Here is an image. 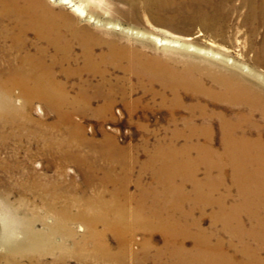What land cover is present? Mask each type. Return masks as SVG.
Masks as SVG:
<instances>
[{"label":"rangeland","instance_id":"1","mask_svg":"<svg viewBox=\"0 0 264 264\" xmlns=\"http://www.w3.org/2000/svg\"><path fill=\"white\" fill-rule=\"evenodd\" d=\"M74 1L79 2V0ZM49 2L55 6V9H61L78 17L79 24L88 23L92 29H97L102 37L131 44L148 54L158 56L162 61L177 65H182L188 60L197 61L202 65L215 63L217 60L210 53L204 54L205 50H212L216 53H227L230 61H239L254 69L251 60L254 51H249L248 54L244 52L243 41L248 38L247 29L243 25L240 28L237 26L243 22L241 15L233 20L230 16L228 19L231 21L226 20L229 28L224 33L225 41L211 44L206 37L199 34L197 27L191 31L186 29L179 31L147 21L124 23L121 20V25L130 29L132 35L113 30L109 33L96 24L97 19L92 18L88 21L85 17L81 18L73 7ZM103 15V12L99 13L100 17ZM36 36L34 31L27 33L26 42L32 53L44 43ZM236 36L238 42L234 40ZM0 43L3 44L2 41ZM252 45L254 48V42ZM79 46L78 43H74L70 51L73 60L70 63L56 64L57 66L51 69L52 76L55 75L53 80L63 84L67 92L66 104L63 106L64 115L60 124L57 125L59 113L54 108L50 109L46 101L35 98L27 108L28 116L32 119L29 128L34 135L45 134L46 140L37 141L30 133L26 140L13 138L5 145H0L1 158L11 160L14 156V159H17V162L13 163L17 165L13 175H6L0 169V264H8L2 258L5 253L2 237L15 232L21 238L26 221H30L34 229L43 232L52 230L50 227L52 225L60 230L54 232L56 234L52 237L53 249L49 254L37 256L40 259L36 257L32 260L18 259L20 264H47L57 260L61 252L58 245L63 247L64 257L57 264H176V258L172 255L174 243L166 239L168 237L166 230L174 231L178 228L193 233L197 230L193 221L195 218L199 220L201 230L213 234L211 238L213 245L220 240V249L230 255L235 264H245L248 257L242 252L241 242L231 241L230 236L224 232L223 222L214 221L215 209L208 207L205 212L195 209L190 179L181 174H175L171 179L176 187L184 185L183 192L186 197L182 202L175 190H173L175 194L169 190L170 187L166 185L168 179L160 172L163 164L157 159L158 155L161 152L167 153L170 143H174L173 149L177 152L181 151L186 143L187 131L176 132L183 128L184 118L190 115L189 106L196 101V98L182 94L183 106L172 110L174 107L172 94L164 89L160 81H151L147 77L139 76L134 70L110 65L105 77L106 88H110L113 92L110 103L106 105L104 98L99 97L92 98L90 105H87L77 96L84 81L86 80V84L90 85L89 92H92L103 78L100 75H93L92 71L84 72L82 77L76 74L83 65L82 49ZM52 50H49L50 55L55 52ZM104 50H106L105 46L95 49L96 53ZM9 55L20 56V52L7 53L0 49L2 65ZM68 70L71 73H67ZM256 70L264 77L262 67ZM246 76L254 80V77ZM256 81L263 85L259 80ZM209 83L207 81V84ZM164 95L166 101H163ZM18 97L22 98L23 102L20 89L16 88L14 101L17 106H21ZM200 99L206 105L205 111L208 114L224 111L229 116L225 105L206 97ZM105 106H107L106 110H102ZM193 113L199 118L198 109ZM22 119L20 117V120ZM256 120H259L258 116ZM217 122V120L213 121V146L221 149V131ZM260 130L264 132V119L257 128L253 129L252 137ZM50 139L63 141L59 150L71 158L64 159L62 156L61 159L54 155L55 149ZM186 154L183 158L187 157L188 161H185L189 165L197 157V152L190 148ZM154 157L156 160H153ZM181 158L182 156L178 154L177 159L174 160L179 162ZM205 169V165L200 167L199 178L204 176ZM21 170L30 171V174H33L31 179L42 178L48 188L52 186L60 188L61 196H58L56 189L53 193H45L34 188L33 181L21 174ZM225 184L231 186L229 175L225 178ZM236 192L233 187L230 189L229 202L236 199ZM222 193L221 191L220 194ZM90 203H95L97 207H93ZM103 203H110V212L107 215L111 219L109 228L102 222L104 219L102 216V220H97V216L102 215L101 212L105 210L100 206ZM94 211L97 212V216ZM261 214H264L263 210ZM117 218H121V222L116 223ZM91 219L94 221L89 222ZM162 221H168L167 226H160ZM241 221L246 228L251 227L247 214L242 215ZM99 234L102 235L99 237L100 240L94 238ZM180 238L184 249L192 250L195 247L196 243L192 236ZM98 240L100 243L96 242ZM247 243L254 247V250L259 251L256 240L250 239ZM259 256L264 262V249L260 250ZM246 264H254V261Z\"/></svg>","mask_w":264,"mask_h":264},{"label":"bare ground","instance_id":"2","mask_svg":"<svg viewBox=\"0 0 264 264\" xmlns=\"http://www.w3.org/2000/svg\"><path fill=\"white\" fill-rule=\"evenodd\" d=\"M49 1L73 7V10L81 18L85 17L88 21H91L92 18L97 19L96 24L109 33L113 30L132 35L130 29H126L120 22L147 21L179 31L185 29L191 31L197 27L199 34L206 37L211 44L225 41L224 33L229 28L226 20L230 16L233 20L241 15L243 22L237 26L240 28L243 25L247 29L248 38L243 41L244 52L248 54L249 51H254L251 58L254 69L239 61H230L227 53H216L212 50H205L204 54L210 53L217 60L215 63L202 65L197 61L188 60L182 65H177L162 61L158 56L148 54L131 44H124L114 38L102 37L97 29H92L88 23L79 24L78 17L63 12L61 9H55V6ZM49 1L0 0V42H3V44L0 43L3 45L0 49L7 53L20 52V56L9 55L3 65L0 63V145H5L13 138L28 139L30 133L37 141L46 140L45 134L34 135L29 128L32 119L28 116L27 108L31 106L35 98L46 101L50 109L54 108L59 113L60 118L58 117L57 125L60 124L64 115L63 106L66 104L67 92L63 84L53 80L55 75L52 76L51 69L56 64L70 63L73 60L70 51L74 43H78L82 49L83 65L76 71V74L82 77L84 72L92 71L93 75H100L104 79L95 86L92 92H89L88 86L90 85L86 84V80L84 81L85 85L82 82L83 86L76 95L87 105H90L92 98L99 97L104 98L107 102L106 105L110 103L113 92L110 88H106L105 78L110 65L134 70L139 76L147 77L151 81H160L164 89L169 90L172 94L174 103L172 110L183 106L182 94H189L191 98H196V101L189 106L190 115L184 118L183 128L176 132L187 131L186 145L184 144L183 149L177 152L173 149L174 143H170L169 151L161 152L158 155L157 159L161 160L163 164L160 172L168 179L166 185L168 188L170 187L169 190L172 191V194L176 193L178 198L181 197V200L186 197L183 192L184 185L176 187L172 184L171 179L175 174L189 178L192 182L195 209L205 212L208 207L214 208V221L221 220L223 222L224 232L230 236L231 241L239 240L241 242L242 252L248 257L245 264L252 260L254 264H264L259 256L260 250L264 249V214H261V211H264V132L260 130L254 137L251 135L253 129L257 128L264 119V77L256 70L258 67L264 69V0ZM226 5L228 6L226 7ZM100 12L104 13L102 17L99 16ZM29 31H34L36 37L44 41L35 53L30 52L27 46L26 39ZM157 40L161 41L159 38ZM234 40L238 42L237 36ZM253 42L254 48H252ZM246 44L247 46H245ZM100 46H105L106 50L96 53V47ZM50 49L55 51L52 55H50ZM67 73H71V71L68 70ZM246 75L254 77V80ZM256 80H259L263 85ZM207 81L210 83L207 84ZM16 88L20 89V95L23 97V102L22 98H17L21 102V106H17L14 101V89ZM200 97H206L211 101L225 105L229 116L224 111L208 114L205 111L206 105L202 103ZM163 101H166L165 95ZM106 108L107 106L101 109L106 110ZM196 109L199 110L200 119L193 113ZM257 116L259 120H256ZM20 117L23 119L20 120ZM214 120L218 121L221 131V149H216L213 146ZM50 140L54 146L53 149H55L54 155L61 159L62 156L64 159L71 158L59 150L63 141ZM190 148L196 150L197 157L188 165L185 161L187 157L183 158V155ZM178 154L182 158L176 162L174 159H177ZM156 157L153 160H156ZM16 160L14 156L11 160H5L0 156V169L6 175H13L17 166L13 163H16ZM202 165L206 167L205 174L199 178V169ZM17 169L19 170V168ZM20 172L30 179L33 176L30 171L21 170ZM228 175L231 186L225 184V178ZM31 181H33L34 188L45 193H53L56 189L58 196H61L60 188L53 186L48 188L42 178L37 177ZM232 187L237 191V197L234 201L229 202ZM221 191L222 194H220ZM90 205L97 207L95 203H90ZM100 206L105 209L101 212L102 215L97 216L96 211L94 214L97 216V220H102L103 217L102 222L109 228L111 219L107 215L110 212V203H103ZM244 214L250 218L251 227L246 228L242 225L241 217ZM183 217L185 218V216ZM121 220V218H117L115 221L117 223ZM93 221L91 219L89 222ZM193 221L197 228L193 233L187 229L166 230L168 236L166 239L174 243L172 255L176 258V264H235L230 255L220 249L221 241L218 240L213 245L211 243L213 234H207L201 230L198 219L195 218ZM167 222H160V226H167ZM32 226L30 221H26L21 238L15 232H10L2 237L1 241L5 249L2 258L8 264H18V259L32 260L52 251V237L56 234L54 232L60 229L52 225L50 226L52 230L43 232ZM67 234L72 235V233ZM189 235L196 243L192 250L184 249L180 241V237L184 238ZM99 237L102 235L94 236L96 239ZM250 239L257 241L259 251L248 245L247 241ZM58 249L61 252L57 256V260L47 264H57L63 260V247L58 245ZM251 256L254 259H251Z\"/></svg>","mask_w":264,"mask_h":264}]
</instances>
